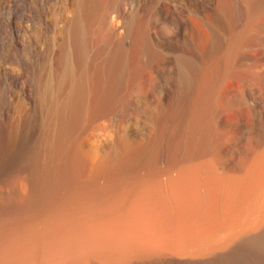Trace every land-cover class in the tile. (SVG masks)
<instances>
[{
	"label": "rangeland",
	"instance_id": "rangeland-1",
	"mask_svg": "<svg viewBox=\"0 0 264 264\" xmlns=\"http://www.w3.org/2000/svg\"><path fill=\"white\" fill-rule=\"evenodd\" d=\"M263 155L264 0H0V249L63 228L43 235L79 243L77 256L60 244L69 262L113 264L106 231L129 252L137 237L161 247L138 255L116 245L128 256L119 264L187 261L170 245L188 225L172 210V180L214 196L215 229L239 206L224 196L235 197ZM95 238L107 263L92 252Z\"/></svg>",
	"mask_w": 264,
	"mask_h": 264
},
{
	"label": "bare ground",
	"instance_id": "bare-ground-1",
	"mask_svg": "<svg viewBox=\"0 0 264 264\" xmlns=\"http://www.w3.org/2000/svg\"><path fill=\"white\" fill-rule=\"evenodd\" d=\"M75 5V4H74ZM73 5V6H74ZM76 6V5H75ZM80 7V6H79ZM84 7V6H83ZM76 9H78V7L76 8ZM83 10H84V8H82ZM73 10V9H72ZM119 10V9H118ZM75 11V10H74ZM80 11V10H79ZM85 11V10H84ZM117 11V10H116ZM115 11V12H116ZM120 11V10H119ZM70 12V11H69ZM76 12V11H75ZM74 12V13H75ZM82 12V11H81ZM79 13V12H78ZM88 13V12H87ZM106 13V12H105ZM118 13V12H117ZM122 13V12H121ZM90 13H88V15H89ZM72 16H74L72 19L73 20H70V21H72L71 23V28L73 29V32H75L74 34H79V27H82V26H79V23H80V18H81V15H80V17H79V14H74L73 15V12H72V14H71ZM83 15H85V14H83ZM106 15V14H105ZM107 15H108V12H107ZM116 15V14H115ZM121 15V14H120ZM91 16V15H90ZM111 16V15H110ZM117 16V15H116ZM84 17V16H83ZM108 17H109V15H108ZM107 17V18H108ZM115 16H113V18H114ZM91 18V17H90ZM82 19V18H81ZM85 19V18H84ZM86 19H87V17H86ZM112 19V18H111ZM119 19V18H118ZM117 19V20H118ZM122 19V18H121ZM106 20V19H105ZM104 20V21H105ZM115 20V19H114ZM113 20V21H114ZM87 21V20H86ZM112 21V20H111ZM108 22L109 24H111L112 22ZM85 22V21H84ZM106 22V21H105ZM115 22V21H114ZM117 22V21H116ZM82 23V22H81ZM80 23V24H81ZM86 23V22H85ZM104 23V22H103ZM66 24H68V23H66ZM70 24V23H69ZM106 25H107V27H109V24H107V22L105 23ZM84 25V24H83ZM88 25V24H87ZM91 24H89V26H90ZM102 25V24H101ZM106 25H104V26H106ZM121 25V24H120ZM123 25H125V24H123ZM68 26V25H67ZM86 26V25H85ZM112 26H116V25H112ZM118 26V25H117ZM69 27V26H68ZM67 27V28H68ZM84 27V26H83ZM110 27H111V25H110ZM87 28H90V27H87ZM87 28H84V29H87ZM104 28H106V27H104ZM112 28L113 27H111L110 28V30H112ZM126 28H127V26H126ZM82 29V28H81ZM81 29H80V31H81ZM84 29H82L83 31H84ZM93 29V28H92ZM106 29H108V28H106ZM109 30V31H110ZM117 29L115 28V31H116ZM83 31H81V34H82V32ZM108 31V30H107ZM108 31V32H109ZM113 31H114V29H113ZM115 31H114V33H115ZM85 32V31H84ZM86 32H88V33H90V31H86ZM85 32V33H86ZM92 32V31H91ZM94 32V31H93ZM104 32V31H103ZM118 32V31H117ZM67 33H68V31H67ZM111 33V32H110ZM113 33V32H112ZM81 34L79 35V36H81ZM92 34V33H91ZM105 34V33H104ZM108 35H109V33H107ZM68 35V34H67ZM83 35H85L84 33L82 34V36ZM88 35V34H87ZM93 35H94V33H93ZM103 35V34H102ZM106 35V34H105ZM112 35V34H111ZM115 35V34H114ZM113 35V36H114ZM70 36V35H69ZM82 36H81V38H82ZM86 36V35H85ZM85 36H83V40H85ZM74 37H75V35H74ZM77 37V36H76ZM89 37H90V35H89ZM89 37H87V38H89ZM93 37V36H92ZM102 37V36H101ZM106 37V36H105ZM109 38H110V35L108 36ZM80 38V39H81ZM91 38V37H90ZM108 39V38H107ZM71 40H73V38L71 39ZM76 40H78L77 38H76ZM76 40H74V41H76ZM89 40V39H88ZM109 40V39H108ZM116 40H117V38H116ZM113 41H115V39H113ZM77 42H79V41H77ZM77 42H75L76 44H77ZM80 42H82L81 40H80ZM91 42V41H90ZM117 42H120V41H117ZM116 42V43H117ZM74 43V42H73ZM84 43V42H83ZM87 43V42H86ZM115 43V42H114ZM80 44V43H79ZM124 44V43H123ZM122 44V45H123ZM81 45V44H80ZM85 45H88V44H85ZM118 45V44H117ZM124 46V45H123ZM118 47H120V46H118ZM82 48V47H81ZM84 50V49H83ZM82 50V51H83ZM86 50V49H85ZM79 51V50H78ZM118 51V50H117ZM116 51V52H117ZM122 52H123V50H121ZM83 53V52H82ZM123 55V54H122ZM91 156V155H90ZM87 157H89V156H87ZM263 157V158H262ZM261 158H259V159H261L260 161H257V162H254L255 164H253L252 166V171H250L251 173L253 172V176L251 177V178H249L248 180H246L244 183H243V188L242 189H238V190H240L239 192L237 191V193H236V195H235V197L233 196H224L225 197V200H226V206H227V204L228 205H231V203L233 202V201H235V200H237V202H239L237 205H239L238 206V208L237 207H235V206H233V207H235V208H237L236 210H233V212H232V210H231V212L232 213H234V214H232V213H230L231 214V216L232 217H230L229 218V220H228V222L226 223V224H223V225H218V227L216 226V228L214 229V227L213 226H211V225H213V224H216L217 223V220L220 218V217H218V213H219V211L217 210V208H215L216 210H214V206H215V204H214V196L212 197L211 195V198H209L210 196H206V198H208V199H206L204 196H202V195H200V194H198V192H197V190H196V186H197V184H199V183H194L193 184V181L192 182H188V181H185V180H182V181H180V182H178L177 181V179H173L172 180V183L173 184H176V183H179V184H176V185H173L172 183H170L171 184V186L169 187L170 189H169V192L167 193V194H171V195H169V196H171V197H173V203L174 204H172L171 206H173L174 208H172L171 206H170V203H172V200H171V202H167L166 200H169L168 198H169V196L167 195V194H165V193H160L161 195L162 194H164V195H162V199H165L166 198V196L165 195H167V197L168 198H166L165 199V201L168 203V206H170L171 208H172V210L173 211H175L176 212V217L178 218H180V219H182L183 221H185L186 223H184V224H186L187 225V227H186V229H185V227H184V225H182L181 227L182 228H176L177 230H176V232L175 233H173L172 232V239H171V244L170 245H172V247H173V249L175 250V251H177L178 253H181V252H183L184 253V255L186 254V258H189L187 261H184V262H181V263H178V264H264V155L262 156ZM92 158H93V156H92ZM95 158V157H94ZM90 159V158H89ZM88 159V160H89ZM90 160H92V159H90ZM102 161V160H101ZM93 161H91L90 163H92ZM211 165V164H210ZM214 166V165H213ZM208 168L210 169V172H211V178H213L214 176V168H212V166H210L209 167V164H208ZM190 169V171L192 170L191 168H189ZM207 169V168H206ZM251 175V174H250ZM213 176V177H212ZM218 178V177H217ZM178 179H180V178H178ZM196 179V178H195ZM195 179H193V180H195ZM218 179H220V178H218ZM217 179V180H218ZM176 180V181H175ZM212 180V179H211ZM215 180V179H214ZM213 180V181H214ZM217 180H215V181H217ZM171 181V180H170ZM159 182V181H158ZM176 182V183H175ZM195 182V181H194ZM196 182H197V180H196ZM219 183H221L220 181H218ZM208 183V182H207ZM215 183V186H216V182H214ZM158 184V183H157ZM156 184V185H157ZM160 185H161V183H159ZM222 184V183H221ZM221 184H218V186H216V188H217V193L220 191V193L221 194H223L222 192H221V189L222 188H220L221 186ZM159 185V186H160ZM195 185V186H194ZM242 185V184H241ZM173 186H175V187H173ZM215 186H214V188H215ZM220 186V187H219ZM158 187V186H157ZM161 187V186H160ZM213 188V187H212ZM160 189V188H159ZM159 189L157 190V192L159 191ZM147 191H149V190H147ZM214 191V190H213ZM141 192V191H140ZM139 192V193H140ZM144 193H142V194H145L146 192H145V190L143 191ZM154 193L156 194V192L154 191ZM217 193H216V195H217ZM219 193V194H220ZM145 195H147V193L145 194ZM161 195H159V197L161 196ZM215 195V194H214ZM140 196H142L141 198L142 199H144V200H146L147 201V197L145 198V196L144 195H140ZM163 196H164V198H163ZM149 198V197H148ZM161 198V197H160ZM150 199V198H149ZM171 199V198H170ZM157 200H159V201H163V200H160V199H157ZM141 201V200H140ZM143 201V200H142ZM170 201V200H169ZM144 202V201H143ZM142 202V203H143ZM205 202H210V203H208L209 205L211 204V206L212 205H214V206H212V207H210L209 205H207V203H205ZM145 203V202H144ZM143 203V205H146V204H144ZM146 203H149V201L148 202H146ZM157 203H158V201H157ZM160 203H162V202H160ZM152 204H154V203H152ZM164 204H165V202H164ZM148 205V204H147ZM146 205V206H147ZM151 204H149L148 206H150ZM154 205H156V204H154ZM157 205H160V204H157ZM166 205V204H165ZM165 205H164V207H165ZM234 205V204H233ZM236 205V206H237ZM147 206V207H148ZM152 206V205H151ZM168 206L167 207H165V208H168ZM163 207V206H162ZM170 207H169V209H170ZM212 208V212L210 211V209H208V208ZM233 207H231V209H233ZM146 208V207H145ZM148 208H150V207H148ZM148 208H147V210H148ZM152 208H154L153 206H152ZM151 208V209H152ZM227 208H229V207H226V208H224L225 210V212L223 211V213H224V215H225V213L227 212V215H229L228 213V210H227ZM234 208V209H235ZM150 210V209H149ZM171 210V209H170ZM169 210V211H170ZM222 210V209H221ZM213 211H215V212H217V213H215V212H213ZM235 211V212H234ZM175 212H173L174 214H175ZM222 212V211H221ZM223 213H221L222 215H223ZM143 215V214H142ZM199 218H200V220H203L204 221V223L201 221V223L199 224L198 223V221L196 222V219H198L199 220ZM140 220L141 221H143L142 220V218H140ZM139 220V221H140ZM140 221V222H141ZM124 223V222H123ZM204 225H203V224ZM125 225V224H124ZM122 226V225H121ZM120 226V227H121ZM126 226V225H125ZM125 226L123 227V229L122 230H124V228H125ZM105 227V226H104ZM180 227V226H179ZM184 227V228H183ZM57 228V227H56ZM89 228V227H88ZM92 228V227H91ZM106 228V227H105ZM104 228V229H105ZM108 228H109V226H108ZM138 228H140V226L138 227ZM142 228H143V226H142ZM141 228V229H142ZM144 228H145V226H144ZM143 228V229H144ZM49 229H51L52 230V228H48L47 230H49ZM55 228H53V232L55 231L54 230ZM57 229H59V228H57ZM56 229V231L58 232V230ZM85 229V228H84ZM142 229V231H143V233H142V235L144 234L145 235V233H144V230ZM25 230V229H24ZM28 230V229H27ZM47 230H44L45 232L47 231ZM60 230V232L62 231V233H64L65 231H66V229H63V228H61V229H59ZM63 230H65V231H63ZM68 230V229H67ZM81 231L83 230V229H80ZM86 230H88V231H90L89 229H87L86 228ZM96 230V229H95ZM94 230V231H95ZM108 230V229H107ZM114 229H112V231H113ZM122 230H121V233H122ZM145 230H148V229H145ZM44 231H42V235H43V233H44ZM54 232V233H57V232ZM80 231V232H81ZM85 231V230H84ZM94 231H93V233H94ZM97 231H99V230H97ZM97 231H95L96 233H97ZM102 231V230H101ZM100 231V232H101ZM106 231V230H105ZM125 231H126V229H125ZM123 231V233H125L124 235H125V237H126V232H129V228H128V231ZM141 231V230H140ZM20 232H22V231H20ZM27 232V231H26ZM25 232V233H26ZM49 231H47V233H48ZM67 232V231H66ZM68 232H69V230H68ZM80 232H79V234H80ZM87 232V231H86ZM85 232V233H86ZM99 232V233H100ZM114 232H117V231H114ZM113 232V234H116V233H114ZM119 232H120V230H119ZM119 232H117V233H119ZM146 232V235L148 234V232L147 231H145ZM23 233V232H22ZM28 233H30L29 235L31 236V237H33L32 235L34 234V233H36V232H31V230H30V232H27V235H28ZM33 233V234H32ZM38 233V232H37ZM36 233V235H35V238L34 239H36V238H38V237H36V236H40L39 234H37ZM46 233V234H47ZM51 234H53L52 232H50ZM69 233H71V232H69ZM68 233V234H69ZM77 233V232H76ZM82 234H83V231L81 232ZM91 233V232H90ZM89 233V234H90ZM104 233H108V235H107V239H109V240H107L106 238H105V240H107V241H105V245L107 244V246H109V248H111V247H113L114 245L116 246V245H122V247H123V245H124V249L126 250V251H128L127 249H126V247H125V243H121L124 239H120L122 236H124V235H122V236H119V239L120 240H116V242H115V237L118 235H115V236H112V232H111V234H109V232L108 231H106V232H103L102 234H104ZM150 233V232H149ZM32 234V235H31ZM46 234H44V235H46ZM65 234V233H64ZM64 234H61V233H58V235L57 234H55L56 236L55 237H57V236H59V238H61L62 236H63V238H64ZM67 234V233H66ZM98 234V233H97ZM102 234H98L97 236H96V234L94 233V235L96 236V237H98L99 236V241H103V239L101 240V238H100V236L102 235ZM129 234V236H131V238L134 240L135 239V236H134V238L132 237V235H130V233H128ZM41 235V237H39L38 239L39 240H42V238H44L43 240H47V241H44V243L45 242H47V245L46 244H41L40 242H42V241H40L39 242V240L37 241V240H35V242L33 241L34 239L32 238L31 239V237H30V242H29V240L28 241H26L27 239H29V237H27V236H23V234H20V236L24 239V237H26V240H24V242H22V240L23 239H21V238H19V240H20V242L18 241V239L16 240L15 238V241H18L19 243H18V245H15V244H17V242H15L13 239H10V240H12V241H8L10 244H11V242L12 243H14V244H12V246H10V244H9V246H6L5 248H1L0 249V264H37L38 262V264H40V262H42L43 264H82V263H84L85 261H86V257L84 256L83 257V255L81 256V255H79L78 254V257H80L81 256V258H79L78 259V257H75V256H77L76 254H77V252L76 251H79V249H81V246L79 245L78 246V242H76V243H72L71 244V241H70V244L71 245H74L72 248H71V250L73 251V252H76L75 253V256H73V257H75V258H77L78 260H76V259H73V257L72 256H69V257H71V258H69L70 260L71 259H73L74 260V262L72 261V262H69L68 261V259H66L65 258V255H66V251L68 250V252H69V249L67 248V247H69V246H64V244H66V243H64L63 241L62 242H60V243H58L59 241H61L60 239H59V241H58V238H54L52 235L49 237L48 235H46L47 236V239H45V236L43 235L42 236ZM50 235V234H49ZM62 235V236H61ZM70 235V234H69ZM78 234H76L75 236H77ZM84 235V234H83ZM86 236H88V238L86 237L85 239H86V241H88V242H90V240H91V238L93 237L91 234L90 235H88V234H85ZM105 235V234H104ZM104 235H102L101 237H103L104 238ZM109 235H111V237L109 236ZM119 235H120V233H119ZM141 235V236H142ZM19 236V235H18ZM73 237H74V235H72ZM94 236V237H95ZM65 237L67 238L68 236H66L65 235ZM72 237V238H73ZM78 237V236H77ZM79 237H81L80 235H79ZM85 237V236H84ZM110 237V238H109ZM114 237V238H113ZM242 237H245L246 238V241H244V243L241 245V244H239V245H236V246H234V247H232L230 250H228L227 251V253H224L223 252V249H226V248H228V245L230 246V244L234 241V240H236V239H238V238H242ZM17 238V237H16ZM90 238V239H89ZM118 238V237H117ZM116 238V239H117ZM124 238V237H123ZM127 238H128V235H127ZM138 239V241L136 240H134V241H132L133 242V246H134V242H135V247H136V249H132L130 252H133L134 253V251H137L135 254H138V255H146V254H148V253H152V252H158L159 250H160V245H157V241H156V244H155V242H149V243H144V242H142L141 241V239H139V237H137ZM62 239V238H61ZM69 239H71L70 238V236H69V238L68 239H66V240H68L69 241ZM89 239V240H88ZM92 239H94V238H92ZM64 240V239H63ZM66 240H64V241H66ZM97 240H98V238H97ZM111 240V241H110ZM126 240H129V239H126ZM31 241H33V243L31 242ZM85 241V240H84ZM92 241V240H91ZM99 241H98V243H99ZM104 241H103V243L102 242H100L101 243V245H103L104 246V248H106V246L104 245ZM117 241H119L118 243H117ZM121 241V242H120ZM125 241V240H124ZM123 241V242H124ZM141 241V242H140ZM182 241H184V244L182 245ZM26 242H29V243H26ZM37 242V243H36ZM38 242L41 244V245H44V246H41V245H39L38 244ZM67 242V241H66ZM107 242V243H106ZM110 242V243H109ZM30 243H32V244H34V245H31ZM43 243V242H42ZM63 244V248H67V250L66 249H64V250H66L65 252H64V250L61 248L62 246V244ZM68 243V242H67ZM78 243V244H77ZM92 243H96V238H95V242H94V240H93V242H91V244ZM100 243L98 244V246L96 245V244H92L91 246L94 248V250H93V248L91 247V246H89V248H90V250H93L92 252L94 253V252H96V250L100 253L102 250H100V248L102 247L103 248V246H100ZM6 244H8V243H6ZM61 244V245H60ZM69 244V243H68ZM68 244H66V245H68ZM69 244V245H70ZM76 244H77V246H76ZM82 244V243H81ZM161 244V243H160ZM1 245V244H0ZM15 245V246H14ZM89 245H90V243H89ZM113 245V246H112ZM120 245V246H121ZM45 246H47V247H45ZM77 247V249L78 250H76L75 251V248L74 247ZM100 246V247H99ZM114 246V247H115ZM132 246V247H133ZM1 247V246H0ZM112 248L113 250H111V251H113L112 253L113 254H110L111 252H109L108 254H109V257H111L110 258V260H108L109 258L107 257L108 256V254H107V250H106V256L105 257H107L106 259L104 258V263H107V262H105L106 260H108V262L109 263H116V264H119L120 263V261L122 262V260H124L126 257H128L127 256V253L125 252V250L122 248V247H118V249L117 250H119L118 252V254L117 255H115V252H116V247L115 248ZM131 247V248H132ZM74 248V249H73ZM108 247L106 248V249H109ZM119 248H122L121 250L119 249ZM134 248V247H133ZM114 249H115V251H114ZM134 250V251H133ZM105 251V250H104ZM104 251L103 252H101L100 253V255H99V253H94V254H96V255H99L100 257H101V255H102V253H104ZM72 252V253H73ZM80 252V251H79ZM91 252V251H90ZM91 252V253H92ZM129 251H128V254L130 253ZM71 253V252H70ZM70 253H67V254H69L70 255ZM35 254V255H34ZM74 254V253H73ZM217 254V255H216ZM34 255V257L32 258V256ZM37 255V257H38V260H39V257L42 259V260H44L45 261V263L43 262V261H38L37 263L36 262H34V258H35V256ZM72 255V254H71ZM102 255V256H103ZM68 256V255H67ZM66 256V257H67ZM103 256V257H104ZM36 257V258H37ZM35 258V259H36ZM83 258V259H82ZM85 258V259H84ZM192 258H195V259H198V260H200L199 262H194V260L192 259ZM69 262V263H67L66 262V260ZM190 259H192V260H190ZM76 260V261H75ZM80 260V261H79ZM82 260H84V261H82ZM35 261H37V260H35ZM34 262V263H33ZM119 262V263H118ZM41 263V264H42ZM87 263V262H86ZM86 263H84V264H86Z\"/></svg>",
	"mask_w": 264,
	"mask_h": 264
}]
</instances>
